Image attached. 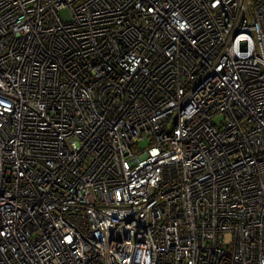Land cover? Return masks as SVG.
Masks as SVG:
<instances>
[{
    "label": "built area",
    "instance_id": "built-area-1",
    "mask_svg": "<svg viewBox=\"0 0 264 264\" xmlns=\"http://www.w3.org/2000/svg\"><path fill=\"white\" fill-rule=\"evenodd\" d=\"M0 264H264V0H0Z\"/></svg>",
    "mask_w": 264,
    "mask_h": 264
},
{
    "label": "rangeland",
    "instance_id": "rangeland-1",
    "mask_svg": "<svg viewBox=\"0 0 264 264\" xmlns=\"http://www.w3.org/2000/svg\"><path fill=\"white\" fill-rule=\"evenodd\" d=\"M60 15H61L63 20L70 19V10L69 9L62 10V11H60ZM215 123L219 124V119H216ZM150 143H151L150 139H145V140L140 142V147L146 148L150 145Z\"/></svg>",
    "mask_w": 264,
    "mask_h": 264
}]
</instances>
